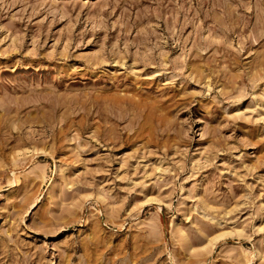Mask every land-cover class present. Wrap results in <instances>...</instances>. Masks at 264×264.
I'll return each instance as SVG.
<instances>
[{"label": "rangeland", "instance_id": "374dc122", "mask_svg": "<svg viewBox=\"0 0 264 264\" xmlns=\"http://www.w3.org/2000/svg\"><path fill=\"white\" fill-rule=\"evenodd\" d=\"M0 264H264V0H0Z\"/></svg>", "mask_w": 264, "mask_h": 264}]
</instances>
